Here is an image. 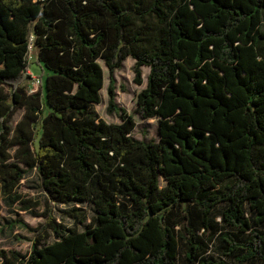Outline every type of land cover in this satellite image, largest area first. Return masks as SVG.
<instances>
[{
  "label": "trees",
  "instance_id": "1",
  "mask_svg": "<svg viewBox=\"0 0 264 264\" xmlns=\"http://www.w3.org/2000/svg\"><path fill=\"white\" fill-rule=\"evenodd\" d=\"M128 58L137 84L150 69L135 113L158 142L95 109L100 61L113 74ZM27 171L94 215L80 230L75 207L68 228L50 206L9 264H264V0H0V198L32 211Z\"/></svg>",
  "mask_w": 264,
  "mask_h": 264
},
{
  "label": "rangeland",
  "instance_id": "2",
  "mask_svg": "<svg viewBox=\"0 0 264 264\" xmlns=\"http://www.w3.org/2000/svg\"><path fill=\"white\" fill-rule=\"evenodd\" d=\"M30 62H34L33 53L29 55ZM100 64L104 69V88L101 91V103L95 105V109L99 116L110 124H120L123 112L132 116L137 123L133 132V137L140 141H159L158 120L149 119L143 120L135 110L138 106V97L140 93L147 87L148 75L150 69L148 67L142 68V84L135 82L134 66L136 61L128 58L120 69L111 74L105 63L101 60ZM33 78L37 79L42 75L41 67L33 63L31 71ZM111 80H114V87L116 93L117 111L109 112V87ZM5 91H10L8 87ZM124 110V111H123ZM24 117V110H19L13 117L10 123L12 135H14L18 124ZM161 185H165L161 180ZM18 192L23 194L26 199H33L38 202L39 206L32 211H23L19 204L10 207L4 198L1 196L0 206V264H9L2 256L5 253L7 258L13 261V253L19 254L21 258L27 257L33 247V242L40 227L46 221V212L50 206L55 209V218L58 223L64 224L66 227H74L76 222L69 218L65 213L73 208H80L85 211L86 220L79 224V229L84 230L91 222L94 212L88 204L79 205H63L51 203L48 195L42 191L39 185L38 177L35 171H27L25 178L21 181ZM54 238H51L53 241ZM183 250V249H182ZM183 255V252H182Z\"/></svg>",
  "mask_w": 264,
  "mask_h": 264
},
{
  "label": "built area",
  "instance_id": "3",
  "mask_svg": "<svg viewBox=\"0 0 264 264\" xmlns=\"http://www.w3.org/2000/svg\"><path fill=\"white\" fill-rule=\"evenodd\" d=\"M32 49H33V45L31 44L30 47H29V50H30V54H32ZM29 54V55H30ZM29 59V58H28ZM30 61V60H29ZM39 82V80H37Z\"/></svg>",
  "mask_w": 264,
  "mask_h": 264
}]
</instances>
